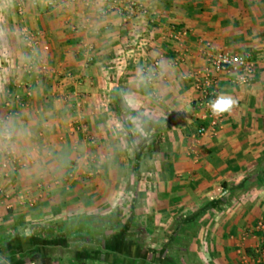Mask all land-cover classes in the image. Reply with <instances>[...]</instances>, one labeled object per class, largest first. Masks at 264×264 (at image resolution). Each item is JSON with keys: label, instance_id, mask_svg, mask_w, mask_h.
<instances>
[{"label": "crops", "instance_id": "1", "mask_svg": "<svg viewBox=\"0 0 264 264\" xmlns=\"http://www.w3.org/2000/svg\"><path fill=\"white\" fill-rule=\"evenodd\" d=\"M31 1L0 23V122L31 132L0 146V161L12 147L25 162L0 176V264H35L36 254L49 264H172L169 236L192 264L202 252L209 264H248L261 236L243 247L242 234L264 217V0H139L149 15L127 24L104 16L100 0ZM24 26L41 35L35 50L16 32ZM174 28L189 34L177 41ZM208 44L251 55L257 68L247 83L216 75L219 94L237 103L195 142L191 73ZM157 58L148 81L143 68Z\"/></svg>", "mask_w": 264, "mask_h": 264}, {"label": "built area", "instance_id": "2", "mask_svg": "<svg viewBox=\"0 0 264 264\" xmlns=\"http://www.w3.org/2000/svg\"><path fill=\"white\" fill-rule=\"evenodd\" d=\"M103 4L101 13L104 16H118L122 24H127L133 20L137 14L149 15V10L139 0H100ZM17 9L20 14L25 11V0H17ZM34 5H38V0L32 1ZM45 5L55 6L57 0H44ZM189 30L187 28H174L172 30V38L181 41L187 37ZM25 43L31 48L36 49L41 39L26 28L23 30ZM206 50V63L202 68H197L191 73L195 88L199 92L198 106L200 108V117L202 123L196 128L192 137L195 142L206 134L215 135L222 127L225 121V114L221 116H213L209 108V101L219 94L217 88L216 75L221 72H229L236 74V81L240 83L249 82L256 71L257 62L250 56L245 54L234 53L228 50H216L209 44ZM91 60V59H90ZM161 65L159 58L153 60L150 64L143 68V75L148 81H154L157 76V69ZM28 71L34 69L31 63L25 64ZM27 95H31L28 91ZM20 94H16V98H20ZM7 106L11 105V101L6 102ZM193 147H190V152ZM25 162L20 161L12 147H8L5 151L4 158L0 161V176L7 177L12 168L24 166ZM264 233V218H261L255 225V228L242 234V239L246 240L251 233ZM260 253L259 264H264V238L262 244L257 249Z\"/></svg>", "mask_w": 264, "mask_h": 264}, {"label": "rangeland", "instance_id": "3", "mask_svg": "<svg viewBox=\"0 0 264 264\" xmlns=\"http://www.w3.org/2000/svg\"><path fill=\"white\" fill-rule=\"evenodd\" d=\"M42 2L43 1V3H44V0H38V2ZM32 2V1H31ZM40 2V3H41ZM17 0H0V23H1V21H3L4 20V18H5V16H6V12H7V10L8 9H11V8H13V10H14V12L17 14V15H19V16H21V15H23V14H20L19 12H18V9H17ZM56 4H58V3H56ZM6 6H8V8H6ZM47 6V5H46ZM56 6V5H55ZM48 8L49 7H54V6H47ZM5 19H7V18H5ZM24 28H26L27 30H29L30 32H32V33H34L36 36H38L40 39H41V35H40V33H36V32H34L33 30H31L30 28H28L27 26H24L23 28L22 27H20L19 29H16V32H17V34L19 35V37H21L22 38V40L24 41V43H25V40H24V35H23V30H24ZM0 30H1V28H0ZM16 34V35H17ZM27 45V44H26ZM28 46V45H27ZM0 51H1V45H0ZM4 53V52H3ZM1 54H2V52H1ZM251 56V55H250ZM252 57V56H251ZM3 79H1V74H0V85L1 84H3ZM7 101H11V100H9V99H6V100H3V102H4V106L6 107L7 105H6V102ZM12 102V101H11ZM85 175H88V173H85ZM94 175L95 174H91V175H88L89 176V178L91 179V178H93L94 177ZM264 218V217H263ZM261 219V218H260ZM259 219V220H260ZM258 220V221H259ZM257 221V222H258ZM176 225H178L179 224V222H177V223H175ZM175 224H174V227H172V230H175L176 228H177V226H175ZM255 225L256 224H251V226L249 227V229L248 230H253L254 228H255ZM199 227H200V222H198V221H196V222H192L189 226H187V234H188V232L189 233H193V232H195L196 230H198L199 229ZM186 230H185V233H186ZM177 234V231H175V233H173L172 234V237H175V235ZM261 236V238L260 239H258V245L257 246H255V249H254V252L252 253V254H248L249 256H247L246 255V260H248L247 261V263L248 264H259L258 263V260L260 259V253L259 252H257V249L260 247V245L262 244V240H263V238H264V233L263 232H254V233H251V235L252 236H254V235H256V236H259V235ZM191 234H189V236H190ZM209 235V234H208ZM208 235H206V236H208ZM250 235V236H251ZM249 236V237H250ZM248 237V238H249ZM169 238V240L171 239V241L174 243V246H172L173 247V250L171 251V253H169L168 254V256L172 259V264H176L175 263V261H179V262H181L182 260L184 261V264H192L193 263V260H194V258H195V260L197 259V256L196 255H194V256H192V254L191 253H184V252H179V250H181V247L179 248V247H177V246H180L178 243L179 242H177V238L175 239V238H170V236L168 237ZM248 238L246 239V240H242V244H241V246H243V247H247V244H248V242H249V240H248ZM187 240H190L189 238H186L185 237V242H187ZM207 242H209L208 241V239L206 238V241H205V243H207ZM181 243H182V246H184V244H185V246H186V243H184V242H182L181 241ZM176 246V247H175ZM240 246V247H241ZM177 250V251H176ZM200 257H201V262L204 264V263H206V264H209V254H206V253H203L202 252V254L200 255ZM251 259V260H250Z\"/></svg>", "mask_w": 264, "mask_h": 264}, {"label": "clouds", "instance_id": "4", "mask_svg": "<svg viewBox=\"0 0 264 264\" xmlns=\"http://www.w3.org/2000/svg\"><path fill=\"white\" fill-rule=\"evenodd\" d=\"M4 35L3 30H0V37ZM209 108L213 116H221L225 113H230L237 101L226 93L221 92L209 102ZM31 132L27 128H18L14 120L0 122V146H6L14 142L16 138H27Z\"/></svg>", "mask_w": 264, "mask_h": 264}, {"label": "trees", "instance_id": "5", "mask_svg": "<svg viewBox=\"0 0 264 264\" xmlns=\"http://www.w3.org/2000/svg\"><path fill=\"white\" fill-rule=\"evenodd\" d=\"M32 261L35 262V264H49L48 258L41 257L38 254L32 256Z\"/></svg>", "mask_w": 264, "mask_h": 264}]
</instances>
